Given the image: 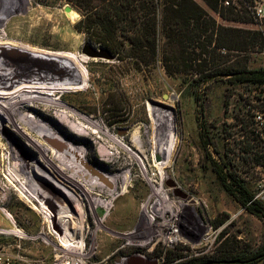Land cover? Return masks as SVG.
<instances>
[{"label":"rangeland","instance_id":"rangeland-1","mask_svg":"<svg viewBox=\"0 0 264 264\" xmlns=\"http://www.w3.org/2000/svg\"><path fill=\"white\" fill-rule=\"evenodd\" d=\"M88 1V7L99 5L97 0ZM191 1L217 25L264 33V17L257 18L252 12L255 5L264 8V0H229L240 14L251 17L250 23L222 19L204 0ZM167 3L170 5L169 1ZM10 4H14V13L4 15ZM67 7L77 14L76 18L67 16ZM82 14L69 0H0V43L18 44L0 46V83L13 89L24 85L25 78H34L58 80V84L67 87L76 85L75 69L61 59L43 54L78 55L86 69L87 88L59 90L51 96L68 109L30 102L21 110L26 116L60 129L66 138L59 134L58 139L87 148V160L107 170L108 175L133 170H130V186L127 193L121 195L122 183L119 182L114 194L117 199L109 212L101 206L94 209L87 198L78 195L84 194L81 189L66 184L45 158L38 157L25 135L36 138L35 133L27 127H20L22 133H18L16 131L20 130L11 124L0 127V254L8 257L12 264H55L58 257L69 256L65 254L68 247L59 238L64 231L55 222V218L64 224L68 220L56 214L54 208L64 207L63 202L76 218L71 224L75 228L73 240L82 242L84 253L98 264H118L121 258L141 251L126 243L132 240L131 233L142 226L151 233L147 216L152 215L175 219L194 233L193 236L186 234L171 248L158 242L151 252L143 249L148 258L158 259L159 264H163L167 251L187 255L171 264L185 263L191 258L214 259L226 239L228 246L248 251L263 246L264 219L245 211L225 191L213 167L215 161L226 171L235 172L264 205V167L255 163L252 152L259 149L261 154L264 150V85L241 83L217 73L243 65L248 69H264V49L232 52L229 59L218 58L214 68L200 66V61L193 58L201 54L197 47L206 44V38L203 36L197 43L184 42V46H180L166 26L173 20V12L169 10L164 19L162 11L157 14V57L150 66L131 58L95 59L83 50L103 48L77 31L76 24ZM4 16L7 19L1 20ZM150 106L170 109L176 125L178 142L162 173L155 163L162 159L157 160L156 149H151L154 131ZM71 111L96 121L101 125V134L73 119L75 124H80V131L75 132L69 121L61 120L65 113L72 114ZM9 139L15 140L22 157L30 159L29 167L43 204L38 202L37 196L35 201L32 197L26 199L17 191L21 185L9 181V166L14 163ZM256 141H261L259 147ZM251 146L256 147L250 150ZM104 147L112 156L100 154ZM148 178H153L152 182ZM157 186L166 191V199L157 197ZM97 199L110 202V193ZM3 211L8 212L11 219ZM45 212L53 215L52 219ZM102 219L104 222L100 223ZM79 220L84 221L79 224ZM218 223L223 224L216 226ZM222 232L226 233L224 237H221ZM19 233L23 237L21 242ZM17 257L24 260L18 261ZM255 264H264V260Z\"/></svg>","mask_w":264,"mask_h":264},{"label":"trees","instance_id":"trees-1","mask_svg":"<svg viewBox=\"0 0 264 264\" xmlns=\"http://www.w3.org/2000/svg\"><path fill=\"white\" fill-rule=\"evenodd\" d=\"M69 1L83 12L81 20L76 24L78 32L85 33L93 44L107 50L113 57L131 58L144 66L153 64L157 57V14L161 11L162 19L167 11L173 12V20L166 26L171 29L180 46H184V42L197 43L203 36L206 38V44L197 47L201 49V54L193 58V61H200V66L214 68L218 58L229 59L232 52L245 53L264 49L263 32L217 25L215 21L208 20V15L191 0H97L99 5L94 7H88V0ZM168 1L170 5H167ZM204 1L222 19L252 22L248 14H240L229 0ZM226 1L229 5H225ZM245 12L251 11L245 9ZM163 27L165 29V24ZM223 50L227 53L223 54ZM217 73L231 76L241 83L264 85V69H248L243 65L238 69L230 68ZM260 143L261 141H256V146L259 147ZM254 147L251 146L250 150H254ZM252 152L255 163L264 167V150L261 154L259 149ZM213 168L225 191L245 211L258 219H264V205L244 186L237 174L226 171L215 161ZM222 224L218 223L216 226ZM225 234L222 232L221 237ZM226 240L220 244L221 249L214 259L191 258L181 264H224L222 261L255 264L264 260V245L248 251L228 246ZM186 256L184 253L167 251L163 264H171Z\"/></svg>","mask_w":264,"mask_h":264},{"label":"bare ground","instance_id":"bare-ground-1","mask_svg":"<svg viewBox=\"0 0 264 264\" xmlns=\"http://www.w3.org/2000/svg\"><path fill=\"white\" fill-rule=\"evenodd\" d=\"M14 11V4H10L8 11L5 12L4 15H10L14 13ZM67 16L70 18H76L77 14L74 11H67ZM6 17L7 16H4L3 18H1V20L7 19ZM5 45L18 46L17 43L10 41L0 43V46ZM43 55H47L56 59H61L63 63H66L71 68L75 69V71L77 72V76L75 79L77 81V84L70 85L69 87H67L65 84H58V80H52L53 82H50V80L48 79L25 78L26 81H24V85H22L21 87L8 89V87H10L8 84L0 83V127H5L6 125L11 124L17 130H20V127L29 128V130L35 133L36 138H30L29 134L27 135L24 132L23 133L27 136L26 138H29L28 141L34 151H36L38 157L45 158L52 165L55 174L61 177L62 181H64L66 184L71 185L77 189H81L84 194L78 195L85 197L84 199L87 198V201L94 209L101 206L107 212H109L113 208L114 202L117 199L116 197H114V194L117 191L116 186L119 184V182H121V189L123 190L121 192V195L126 194L127 189L130 186H128V184L131 182V171L133 170L130 169L131 171L129 170V172L124 174L116 173L114 175H108L107 170L93 165L92 163H90L89 160H87V148H80L75 144L71 143L70 141V143H67L58 139L60 138V136L66 138V135H61L60 129H56L55 127H53V125L46 124L39 120L33 119L31 116H26L27 114L24 115L23 110H21L23 105L25 106L27 103L30 102H40L45 103L49 107H62L64 109H68L65 106H61V104H59L56 100L52 99L51 96L59 90L60 92L61 90L82 91L87 88L88 80L86 76V69L84 67V63L80 60L78 55L70 52H46ZM149 111L153 118L152 129L154 131V134H152L153 136L151 138L153 141L151 149H156L157 156L162 159L161 162H155L157 164V169L160 171V173H162L169 165L170 159L178 142L175 133L176 125L173 124L172 112H170V109H164L163 107L159 106H150ZM70 113L72 114L68 115L65 113L61 120L63 122L69 121L71 128H74L75 132L80 131V124H75V122H73V119H77L85 125L93 127L95 130H97V134H101V125L96 123V121L94 122L91 119L86 118L83 115L80 116V114L75 112L73 113L72 111ZM16 132L22 133L21 130ZM41 139L44 141V143ZM99 140L101 142V137L99 138ZM102 143H104V141ZM9 145L12 152V160L14 161L13 165L9 166V181L13 183L16 182L21 185V189L18 188L17 191L20 192V194L23 195L26 199H29V197L37 199L36 196L38 197L37 193L39 192V187L36 186V178H33L34 173L29 167L31 165L30 159H28V157H22V152L20 153L15 140L9 139ZM107 149V147L102 148L100 150V154L104 157L112 156L110 155V153H108L109 150ZM48 152H50L51 155H49ZM42 169H45L44 166L42 167ZM32 178L34 179L33 183L30 186H27V184L33 180ZM147 180L152 182L153 178H148ZM165 192L166 191L161 186L155 189V194L159 198L166 199ZM107 193H110V202L100 201L99 199H97L101 198L102 195ZM41 196L38 197V202L43 204ZM94 197H96V199ZM45 200H47L48 202L50 198L47 197L45 198ZM66 201L67 200L65 199V202ZM62 204L64 205V207L62 208H59V206H57V208L53 206L56 209V214H61L62 217L65 216L68 218L67 222H65L66 224H64L62 220L55 218L57 226L61 229V231H64L63 237L59 235V238H61V241L65 247L79 249L82 244H79L77 240H73V236L75 234L72 231H75V228L71 226V224L73 223V221H75L76 218L74 217L71 208L67 206V204H64V202ZM3 212L8 219H11V216L8 212ZM49 217L50 219H52L53 215L52 217L51 215H49ZM79 221L80 224L84 220ZM99 222H104V219L99 220Z\"/></svg>","mask_w":264,"mask_h":264},{"label":"built area","instance_id":"built-area-1","mask_svg":"<svg viewBox=\"0 0 264 264\" xmlns=\"http://www.w3.org/2000/svg\"><path fill=\"white\" fill-rule=\"evenodd\" d=\"M225 5H229V2L226 1ZM252 12L253 15L257 18L264 17V8L262 5L253 6ZM222 53L226 54L227 51L223 50ZM147 223L152 227V231L150 234H148L145 226H142L136 231L131 233L132 240L126 243V245L134 247L136 250L137 249L141 250L132 254L131 256L138 255L145 259H151L148 258L144 252H142L143 249H147L148 251L151 252L154 250L155 244L158 242L161 243L163 246L171 248L177 245L180 241H182L183 237L186 234L190 236L194 235L193 232H191L188 229H185L184 225L182 226L180 222L179 221L176 222L175 219H165L164 217L152 215V216H147ZM18 239L20 240V242L23 239L20 233ZM79 244H82V246L79 249L68 247L67 248L68 252H65V254H68L70 257L60 256L56 259L57 262L55 264H98L97 262L92 261L90 256L84 253L85 246L83 245V243L79 242ZM131 256L121 258V261L118 264H125V262ZM17 260L22 262L24 258L17 257ZM0 264H12V262L4 254H0Z\"/></svg>","mask_w":264,"mask_h":264},{"label":"water","instance_id":"water-1","mask_svg":"<svg viewBox=\"0 0 264 264\" xmlns=\"http://www.w3.org/2000/svg\"><path fill=\"white\" fill-rule=\"evenodd\" d=\"M71 11L69 7L66 8V12ZM83 53L86 54L88 57L95 58V59H112L113 56L104 49L95 50L94 48L84 49ZM160 157L157 156V160H159ZM60 230V229H59ZM214 263V262H213ZM224 264H235L236 261H222ZM125 264H159L158 259H145L138 255L131 256Z\"/></svg>","mask_w":264,"mask_h":264}]
</instances>
